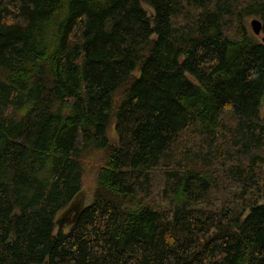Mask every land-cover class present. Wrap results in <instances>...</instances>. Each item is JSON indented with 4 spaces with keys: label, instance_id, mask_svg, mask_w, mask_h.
I'll list each match as a JSON object with an SVG mask.
<instances>
[{
    "label": "trees",
    "instance_id": "16d2710c",
    "mask_svg": "<svg viewBox=\"0 0 264 264\" xmlns=\"http://www.w3.org/2000/svg\"><path fill=\"white\" fill-rule=\"evenodd\" d=\"M251 18L264 36V0H0V264H264ZM89 151L92 202L54 234Z\"/></svg>",
    "mask_w": 264,
    "mask_h": 264
},
{
    "label": "rangeland",
    "instance_id": "374dc122",
    "mask_svg": "<svg viewBox=\"0 0 264 264\" xmlns=\"http://www.w3.org/2000/svg\"><path fill=\"white\" fill-rule=\"evenodd\" d=\"M145 10L151 14V10L144 6ZM255 18L248 19L246 26L251 32L250 23ZM257 20V19H256ZM257 37L259 41L261 38ZM135 76H138V73H135ZM263 116V111L261 114ZM107 139L109 143H117V135L115 132V123L114 120L110 122L107 127ZM102 153L100 151H89L84 155L82 161L84 162L85 172L81 180V190L79 195L69 204L64 210L60 211L55 220L56 228L54 234H57L59 230H62L64 234H68L73 226V222L76 219L79 212L82 208H86L92 202L93 193L96 187V175L98 167L101 164ZM61 226V227H60Z\"/></svg>",
    "mask_w": 264,
    "mask_h": 264
},
{
    "label": "water",
    "instance_id": "95a60500",
    "mask_svg": "<svg viewBox=\"0 0 264 264\" xmlns=\"http://www.w3.org/2000/svg\"><path fill=\"white\" fill-rule=\"evenodd\" d=\"M251 32L255 37L262 36V24L259 20H252L250 23ZM262 44H264V36L261 38ZM61 227V226H60Z\"/></svg>",
    "mask_w": 264,
    "mask_h": 264
}]
</instances>
